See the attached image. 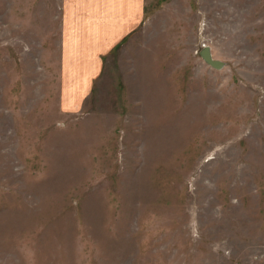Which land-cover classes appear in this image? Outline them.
Returning <instances> with one entry per match:
<instances>
[{
  "label": "rangeland",
  "instance_id": "374dc122",
  "mask_svg": "<svg viewBox=\"0 0 264 264\" xmlns=\"http://www.w3.org/2000/svg\"><path fill=\"white\" fill-rule=\"evenodd\" d=\"M179 1L68 54L0 0V264H264V0Z\"/></svg>",
  "mask_w": 264,
  "mask_h": 264
},
{
  "label": "crops",
  "instance_id": "0c3cea01",
  "mask_svg": "<svg viewBox=\"0 0 264 264\" xmlns=\"http://www.w3.org/2000/svg\"><path fill=\"white\" fill-rule=\"evenodd\" d=\"M175 1L55 0L57 17L64 19L65 51L71 53L74 39L85 37L91 39L93 47L101 46L102 50H93L94 53H106L142 28L145 19L164 17Z\"/></svg>",
  "mask_w": 264,
  "mask_h": 264
},
{
  "label": "water",
  "instance_id": "95a60500",
  "mask_svg": "<svg viewBox=\"0 0 264 264\" xmlns=\"http://www.w3.org/2000/svg\"><path fill=\"white\" fill-rule=\"evenodd\" d=\"M200 57L206 65L213 69L219 70L224 66L223 62L213 59L209 47H206L200 51Z\"/></svg>",
  "mask_w": 264,
  "mask_h": 264
},
{
  "label": "built area",
  "instance_id": "2783aa9c",
  "mask_svg": "<svg viewBox=\"0 0 264 264\" xmlns=\"http://www.w3.org/2000/svg\"><path fill=\"white\" fill-rule=\"evenodd\" d=\"M202 48H205V46H204V45H202ZM197 52H198V50H197L195 53L197 54Z\"/></svg>",
  "mask_w": 264,
  "mask_h": 264
}]
</instances>
